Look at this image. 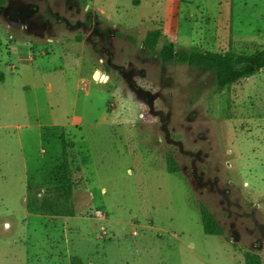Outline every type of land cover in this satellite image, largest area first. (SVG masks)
<instances>
[{
	"label": "rangeland",
	"instance_id": "1",
	"mask_svg": "<svg viewBox=\"0 0 264 264\" xmlns=\"http://www.w3.org/2000/svg\"><path fill=\"white\" fill-rule=\"evenodd\" d=\"M2 1L0 264H264V69L219 93L143 43L264 50V0ZM63 137L75 217L29 213Z\"/></svg>",
	"mask_w": 264,
	"mask_h": 264
},
{
	"label": "trees",
	"instance_id": "2",
	"mask_svg": "<svg viewBox=\"0 0 264 264\" xmlns=\"http://www.w3.org/2000/svg\"><path fill=\"white\" fill-rule=\"evenodd\" d=\"M3 3L0 0V5ZM139 0H134L138 6ZM162 38L160 30L146 32L144 47L151 53H157L160 61L165 64L186 65L194 69L210 72L215 77L216 89L222 93L227 87L246 80L264 69V50H256L251 54L229 52H210L200 48L177 51L175 44L165 40L159 50ZM5 75L0 71V84L4 83ZM74 147L70 141L61 140V157L43 172L42 185L27 187L26 209L29 213H36L43 217L74 218L73 190L75 183L69 162V150ZM169 174L178 173V166L172 155L165 157ZM203 233L210 236H224L223 228L216 217L203 205L199 206ZM70 264H86L81 259L73 257ZM244 264H262L261 257L254 252H246Z\"/></svg>",
	"mask_w": 264,
	"mask_h": 264
},
{
	"label": "bare ground",
	"instance_id": "3",
	"mask_svg": "<svg viewBox=\"0 0 264 264\" xmlns=\"http://www.w3.org/2000/svg\"><path fill=\"white\" fill-rule=\"evenodd\" d=\"M98 74L95 76V78H98V81H100L101 79V74L99 72H97Z\"/></svg>",
	"mask_w": 264,
	"mask_h": 264
},
{
	"label": "water",
	"instance_id": "4",
	"mask_svg": "<svg viewBox=\"0 0 264 264\" xmlns=\"http://www.w3.org/2000/svg\"><path fill=\"white\" fill-rule=\"evenodd\" d=\"M97 74H98V73H97V72H95V73H94V75H93V78H95V76H96Z\"/></svg>",
	"mask_w": 264,
	"mask_h": 264
}]
</instances>
